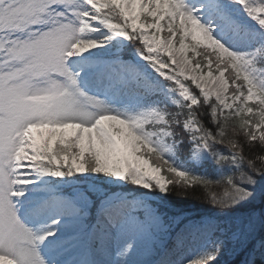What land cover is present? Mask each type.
Segmentation results:
<instances>
[{
  "label": "snow or ice",
  "instance_id": "obj_1",
  "mask_svg": "<svg viewBox=\"0 0 264 264\" xmlns=\"http://www.w3.org/2000/svg\"><path fill=\"white\" fill-rule=\"evenodd\" d=\"M0 264H264V0H0Z\"/></svg>",
  "mask_w": 264,
  "mask_h": 264
},
{
  "label": "trees",
  "instance_id": "obj_2",
  "mask_svg": "<svg viewBox=\"0 0 264 264\" xmlns=\"http://www.w3.org/2000/svg\"><path fill=\"white\" fill-rule=\"evenodd\" d=\"M166 34V33H165ZM189 55H192L191 53H189Z\"/></svg>",
  "mask_w": 264,
  "mask_h": 264
},
{
  "label": "rangeland",
  "instance_id": "obj_3",
  "mask_svg": "<svg viewBox=\"0 0 264 264\" xmlns=\"http://www.w3.org/2000/svg\"><path fill=\"white\" fill-rule=\"evenodd\" d=\"M166 35V34H165Z\"/></svg>",
  "mask_w": 264,
  "mask_h": 264
}]
</instances>
